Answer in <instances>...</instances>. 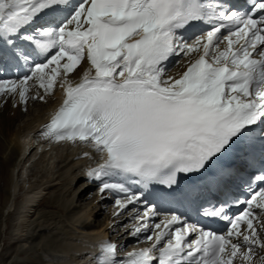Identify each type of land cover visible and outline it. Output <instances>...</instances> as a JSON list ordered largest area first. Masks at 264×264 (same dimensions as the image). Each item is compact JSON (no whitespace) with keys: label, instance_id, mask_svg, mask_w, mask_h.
<instances>
[{"label":"snow or ice","instance_id":"obj_1","mask_svg":"<svg viewBox=\"0 0 264 264\" xmlns=\"http://www.w3.org/2000/svg\"><path fill=\"white\" fill-rule=\"evenodd\" d=\"M48 16L51 20L25 31ZM191 21L213 26L188 44L177 30ZM0 42L14 59L34 65L22 79H0V93L19 88L21 100L29 80L35 77L50 91L61 70L72 73L87 55L95 75L86 71L75 86L65 81L66 98L43 136L88 141L106 153L104 163L89 173L95 179L123 173L139 177L145 187L172 186L177 173L205 170L250 126L264 125V48L259 47L264 45V0H252L239 13L224 0H0ZM223 42L227 47L221 51ZM177 49L202 54L179 79L165 80L163 62L179 54ZM35 56L45 59L36 62ZM259 138L264 143V127ZM256 179L264 182V174ZM107 190L126 194L116 201L121 209L140 199L124 182H104L100 191ZM245 203L249 208L235 219L223 206L205 209L206 215L229 220L225 235L186 222L173 228L181 220L172 215L154 225L158 231L147 236L155 241L150 248L118 260L117 245L105 243L97 264H233L238 256L251 264L254 247H264L253 223V208L264 212V188ZM155 214V206H149L134 234L148 231L146 218ZM241 222H246L244 232ZM193 233L196 238L189 240ZM243 245L247 251L241 253Z\"/></svg>","mask_w":264,"mask_h":264},{"label":"rangeland","instance_id":"obj_2","mask_svg":"<svg viewBox=\"0 0 264 264\" xmlns=\"http://www.w3.org/2000/svg\"><path fill=\"white\" fill-rule=\"evenodd\" d=\"M192 43L194 42L191 41L188 44ZM187 56L188 55L183 53L176 66L172 68L170 72L167 71L168 73L163 75L162 78L165 80L169 77L177 79L181 71L182 62ZM85 61L86 60L81 62L72 73L62 76V71L53 89L50 91L45 90L44 92V88L39 86V80L35 77L31 80V86L29 88L27 87L31 94L26 93V98L22 102L25 107L22 108L19 117H14L15 119H12L13 121L8 130L13 137L21 134L20 137L22 138L30 127L47 115L48 111L59 101L55 102L56 98H58L57 93L59 96V90L62 84L65 81L72 80L70 79L71 77L77 76V73L85 66ZM64 62L66 61H61L62 64ZM87 65L91 67V63L87 62ZM47 71L49 70L46 69V72ZM76 80L78 79L76 78ZM9 98L14 99V95H9ZM9 98L8 95H5V98L0 99V117L4 115V117L13 118V114L8 110L4 111V109H2L6 100ZM37 110H44V112H41L42 114L39 116L33 117V115L37 113ZM32 119H34V121H32ZM53 150L60 152V146L55 147ZM73 150H75V148ZM84 152L86 151H81V148L78 149V153ZM40 154V151L33 150L29 156L25 155L20 158L15 169L14 183L11 182L10 184L12 187V197L11 199L9 198L8 203L11 204L8 208L6 207L9 204H5L0 211V264H14V262H21V264H52V262L49 263L48 261L49 254L47 255L43 250L48 249L42 244L46 242V245L49 246L50 237H55L51 240L53 244L50 243V246H60L57 242L65 246L69 242V244H71L70 249L80 250L86 245L83 241V237H81L84 232L89 229L98 232L99 230H96V228L99 227L103 229L108 220L115 219V217L111 215L113 214L112 206L103 204L102 199L100 200L97 198L99 201L97 202V188L90 191V189L84 187L86 181L78 176L80 175L78 168L83 164L85 166V163L91 160L90 154H86L84 158L79 156L77 160L68 159L62 161L64 160V156H60L59 153H51L47 155L45 162H41L42 158ZM92 158L94 157L92 156ZM35 159H38L37 162L34 161ZM4 187H6V184L0 182V188ZM26 190L27 193L25 195L24 192ZM80 190H85V198L77 201L76 196L80 193ZM24 196H26V204L24 205L23 213L20 218L23 221H20L17 226H13V221H11L10 224V216L11 220L14 219L16 206L19 205ZM40 196L44 198L41 199V206H38L37 201ZM70 208L73 209L68 212ZM78 216L81 224L90 223L91 225L89 227H84L86 229L78 224L76 226L75 223H77ZM36 224L40 225V229L43 228V224L49 226L48 229L39 230ZM46 226L44 225V227ZM45 230L46 234L44 232ZM111 231L114 232V229ZM47 232L49 236H46ZM59 236H62L64 239L62 241L57 240ZM39 237H41V239ZM98 238L99 236L96 237V239ZM14 240H16V242ZM6 252L7 254H5ZM65 252L68 251L66 250ZM75 259L79 260L76 256ZM61 261L62 260L58 259L57 264H61ZM64 261L69 264L66 259H64ZM261 261V264H264V259Z\"/></svg>","mask_w":264,"mask_h":264},{"label":"bare ground","instance_id":"obj_3","mask_svg":"<svg viewBox=\"0 0 264 264\" xmlns=\"http://www.w3.org/2000/svg\"><path fill=\"white\" fill-rule=\"evenodd\" d=\"M175 62L176 61H172V63L170 65H172ZM185 67H186L185 64H183L182 71L185 69ZM169 68H171V67L169 65H166V68H165V72L166 73H167V71H169ZM91 69H93L95 71V69L92 68V66L89 67V65H86V69L84 68L83 72H85L87 70H91ZM61 73H62V70H61ZM62 74H63L62 76H64V73H62ZM78 75L75 76V77L74 76L71 77L70 79H72V80L67 81V82L70 83L72 86H75L76 84H78L81 81V80H79V78H78L79 76ZM181 75H182V73H181ZM15 78H16V80H19V78H17V77H15ZM76 78L78 80H76ZM30 81L31 80H29L27 82V87L28 88L30 87V84H31ZM62 85H64V87H62V86L60 87L59 96H58V93H57V97L58 98H56V101L55 102H57L58 100L59 101L53 106V108L50 111H48L47 115H45L37 123H35L32 127H30V129L28 130V132L26 134L25 133H22V134H25V135H23L22 138L20 137L21 134L20 135H15L13 137V135L11 134V132L8 131L9 128H10V125H11V123L13 121L12 119H15L14 117H19L20 116V113L22 111V108L25 107L24 103H22L23 100H21V98L19 96V91H20L19 88L17 89L16 92H14V93L12 92L14 94V99H10L9 98L8 100H6L5 105L2 108V109H4V111L8 110L11 114H13L12 115L13 118L12 117H9L8 118L7 116H6L7 117L6 118V117H4V115H2L0 117V175H1L0 182H2V184H6V187L0 188V211H1V208H3L2 206H4L5 204H7L9 202V198L11 199V197H12L11 196L12 195V187H11L10 184H11V182L14 183L15 169H16V167L18 165V162H19L20 158H22L25 155L26 156H29V154H31V152L33 150H37V151H40L41 152V154H40L41 155V158H42V161L41 162H45V158H47V155L48 154H51V153H59L60 156H64V160H62V161H65V160H68V159L77 160V158L79 156H81V158H84L86 154H90L91 160L89 162L85 163V165L90 167V171L92 170V168H91L92 167V164L91 163H93V161H94L93 158H92V156L96 155L97 153L92 148H90L88 146L87 141L82 142V141L76 140V141H72V142H65V143L62 142V143H55V144H52L54 142H50L51 145H49V143H48V145H46V146L45 145L42 146L40 143L37 144V145L34 144V139H35L34 138V136H35L34 134L36 133L38 135V134L44 133V131H46V126L51 122L53 116L60 109V107L62 106V104H63V102H64V100L66 98V95H65V87H66V84H65V82ZM44 92H45V88H44ZM27 94H31V92H30L29 89L27 91ZM41 112H44V110H41V111H38L37 110V113L35 115H33V117H36L37 115L38 116L41 115L42 114ZM34 119H32V121H34ZM40 141L42 142V140H40ZM58 146H60V152H57V150H53L55 147H58ZM74 148H75V150H73ZM79 148H81V151H86V152H84V153H78V149ZM70 149H72V150H70ZM37 160L38 159H35L34 161L37 162ZM32 162H33V160H32ZM95 163L98 164L99 162L97 161ZM80 164H83V163H80ZM79 192H78L79 194L77 193L78 195L76 194L77 195L76 196V200L77 201L82 200V199L85 198V195H84L85 194V190H80ZM26 193H27V190L24 192V194L26 195ZM97 194H98V192H97ZM42 198H44V197L43 196H40L39 197V200L37 201V205L38 206H41V202H42L41 199ZM97 198H98V196H96V200H97ZM25 199H26V196L22 197L21 202L19 203L18 206H16V210L14 212L15 213L14 219L11 220V216H10V224H11V221H13L12 222L13 223V226H17L20 223V221H23L20 218H21V214L23 213L24 205L26 204V200ZM97 202H99V201L97 200ZM10 204L7 205L6 208H8V206H10ZM72 209L73 208H70L68 210V212L70 210H72ZM77 219H78L77 220V223H75L76 226L78 224V225L82 226V228H84V227H89L91 225L90 223H83V224H81L79 222V216H78ZM46 224H43V228L42 229H40V227H39L40 225L39 224H36V227L39 230H44L45 228L48 229V226L49 225L46 226ZM44 225L46 227H44ZM10 228H11V226H10ZM84 229H86V228H84ZM91 230L92 229H89V230H87L88 232L86 231V232L83 233V236L81 235V237H83V241H84V243H86V245L83 246L82 249H80V250H77V249L76 250H72V249H70L71 244H69V242L65 246H62L59 242H57L58 245H60L58 247H56V246H50V243H52L51 240L53 238H55V237H50L49 238V246L46 245V242L45 243H42L43 246L44 247H47V249H48V250H45V249H43V250H44V252L47 253V255L49 254V260H48L49 263L52 262V264H57L58 259H60V260H62L61 261L62 262L61 264H67L64 261V259H66L69 264H74V263H71V261H69L67 259V257L62 256V254L64 253V255L65 254L68 255V256L70 255L72 258H75L76 254L78 252L79 253H82V252L84 253V251H82L84 248H89V247L92 248L91 243L94 240H96V237L100 236L97 233H100L101 231H103V229H100L99 227L96 228V230H99L98 232L91 231ZM44 232L46 234V230ZM85 234H88V235H85ZM46 236H49V233L48 232H47V235ZM77 236H78V234H77ZM39 238L41 239V237H39ZM63 239L64 238L62 236H59L57 240L62 241ZM14 241L16 242V240H14ZM10 242H12V241H10ZM93 249H94V247H93ZM66 250L68 252H65ZM61 252H63V253L61 254ZM5 254H7V252ZM2 258H3V256H2ZM29 260L31 261L30 258H29ZM26 262H28V261H26ZM14 264H21V262L20 263L14 262Z\"/></svg>","mask_w":264,"mask_h":264}]
</instances>
